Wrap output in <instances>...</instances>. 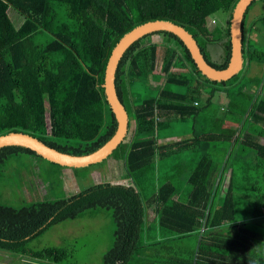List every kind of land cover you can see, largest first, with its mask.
I'll list each match as a JSON object with an SVG mask.
<instances>
[{
  "label": "trees",
  "instance_id": "obj_1",
  "mask_svg": "<svg viewBox=\"0 0 264 264\" xmlns=\"http://www.w3.org/2000/svg\"><path fill=\"white\" fill-rule=\"evenodd\" d=\"M237 1L0 0V135L28 133L75 155L96 150L117 126L102 83L119 39L146 21L169 20L192 34L209 64L223 69ZM256 1L242 20V69L226 81L203 75L171 32L134 41L115 73L117 96L134 128L107 157L122 159L120 178L130 182L102 181L68 195L36 193L29 203L20 195V205L0 199V257L81 264L75 241L30 244L55 224L106 209L115 229L99 264H264V250L242 240H264V9L247 16ZM219 10L227 24L210 27L209 16ZM10 13L21 18L18 26ZM219 38L223 52L213 60L208 49ZM252 64L261 68L254 75ZM137 89L157 95L138 102ZM176 120L191 129L169 140ZM26 155L65 167L8 145L0 148V182L13 162L20 187L31 178ZM94 165L73 168L85 169V177ZM47 173L50 189L58 179Z\"/></svg>",
  "mask_w": 264,
  "mask_h": 264
},
{
  "label": "rangeland",
  "instance_id": "obj_2",
  "mask_svg": "<svg viewBox=\"0 0 264 264\" xmlns=\"http://www.w3.org/2000/svg\"><path fill=\"white\" fill-rule=\"evenodd\" d=\"M263 9L264 5L262 1L257 0L249 10L247 15L248 20L257 16ZM11 12L17 13L12 10ZM12 13L10 14L11 17H13L12 19L14 20V24L18 26L21 23V18L14 17ZM210 19L212 23L210 27L219 25V27L222 28L228 21L226 13L220 10L209 16L208 20ZM213 20H215V22ZM152 40H159V36L153 35ZM217 40L220 41V38ZM219 41H215L210 44V48L208 49L210 58L213 60H219L223 52L222 42ZM176 69L177 68H173L172 70L175 71ZM260 70L261 68L258 65L252 64L250 68V75H254ZM160 82L161 80L158 83ZM135 93L136 101L138 102L145 97H155L157 95V91L153 89H137ZM172 126L176 136L171 137L169 140L177 139L178 137L185 135V133L191 129L192 125L188 121L180 122L176 120L172 122ZM130 137L131 133L128 132V135L123 142L129 141ZM260 141L264 143V138H261ZM23 160L27 162V165L30 168L34 169L30 172L31 178L26 180V183H23L20 187L18 175L16 173H11L10 171H16L17 162H13L11 164V168L8 170V178H6L5 175V178H3L2 182H0V199L3 202L20 205L24 202L21 196H24L26 201L29 203L32 202V198L36 196V193H39L40 196L48 192H52L55 196L68 195L77 192L90 184L102 181L108 180L112 183L123 184H128L130 182L129 180H122L120 178V174H122L125 170L123 165L124 163L122 159L117 160L113 156L95 164L93 167L88 168L91 169V173L85 177L83 175L85 173V169L75 170L73 167H64L62 170H58L43 160H35L27 155ZM49 170H52L58 179L54 186L51 183V187H53L50 189H48V186L52 178H50L51 180L47 179V172ZM155 183H157V179L155 180ZM114 229L115 225L113 223L110 210L93 209L86 212V214L80 218L65 220L53 225L44 234L34 239L30 245L35 248H42L46 246L65 247L71 241H75L74 244L78 249V258L80 259L81 264H99L102 254L112 244V234ZM242 240L247 244H251L264 250V240L251 237H243ZM12 259L13 260L9 257H0V264H36V262L29 260L25 261L23 258L21 259H23L24 262H19L16 257H13Z\"/></svg>",
  "mask_w": 264,
  "mask_h": 264
},
{
  "label": "water",
  "instance_id": "obj_3",
  "mask_svg": "<svg viewBox=\"0 0 264 264\" xmlns=\"http://www.w3.org/2000/svg\"><path fill=\"white\" fill-rule=\"evenodd\" d=\"M253 0H238L233 8L230 19V43L231 54L228 64L223 69H217L209 64L195 40L184 27L169 20H149L141 23L126 32L112 49L107 60L102 88L106 100L114 113L116 119V129L113 135L96 150L82 155H75L62 152L53 147L46 145L38 138L23 132H8L0 135V148L8 145H18L29 148L36 152L44 159L57 163L65 167H84L101 162L110 156L113 150L124 141L128 127H131L125 107L120 102L115 88V73L117 65L126 49L136 40L146 34L157 31H168L179 37L188 49L198 70L208 79L214 81H226L236 75L243 66L242 53V20L244 14Z\"/></svg>",
  "mask_w": 264,
  "mask_h": 264
},
{
  "label": "crops",
  "instance_id": "obj_4",
  "mask_svg": "<svg viewBox=\"0 0 264 264\" xmlns=\"http://www.w3.org/2000/svg\"><path fill=\"white\" fill-rule=\"evenodd\" d=\"M214 22H215V20H213ZM212 25V24H211ZM215 26V25H214ZM222 101H224V100H222ZM127 112V111H126ZM229 124V125H228ZM132 125H133V127H132ZM236 124L235 123H233V122H230V121H226L225 122V126H235ZM133 128H134V122L131 120V127L129 128V130H130V133H131V131L133 130ZM132 129V130H131ZM186 136H189L188 134H186ZM170 139V138H169ZM162 141V140H161ZM130 181V180H129ZM19 262L20 261H23V259H21L20 257H18V259H17ZM26 261V260H25ZM24 262V261H23Z\"/></svg>",
  "mask_w": 264,
  "mask_h": 264
},
{
  "label": "clouds",
  "instance_id": "obj_5",
  "mask_svg": "<svg viewBox=\"0 0 264 264\" xmlns=\"http://www.w3.org/2000/svg\"><path fill=\"white\" fill-rule=\"evenodd\" d=\"M246 11H247V10H246ZM209 23L212 24V23H211V20L209 21ZM18 257H19V256H17L16 258H18Z\"/></svg>",
  "mask_w": 264,
  "mask_h": 264
}]
</instances>
